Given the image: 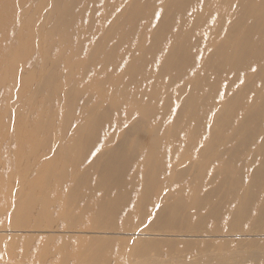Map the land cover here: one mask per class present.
<instances>
[{
	"label": "bare ground",
	"instance_id": "bare-ground-1",
	"mask_svg": "<svg viewBox=\"0 0 264 264\" xmlns=\"http://www.w3.org/2000/svg\"><path fill=\"white\" fill-rule=\"evenodd\" d=\"M262 62L264 0H0V191L16 184L12 192H0V264L102 260L113 239L24 233L99 231L91 219L114 214L117 207L124 218L136 210L135 220L157 217L176 227L187 217L202 221L217 216L223 225L235 221L239 225L220 229L221 236L234 235L247 253L258 251L255 244L264 245ZM232 73L237 74L233 83ZM56 82L64 95L52 86ZM45 90L46 96H39ZM104 106H110L108 111L99 113ZM170 110L169 128L176 113L196 124V138L176 132L180 148L189 151L188 161H209L207 173L221 170L222 184L232 197L229 203L216 205L208 194L205 198L212 204L201 214L206 205L202 183L177 178L173 165L182 163L180 157L167 160L164 168L156 161V177L138 187L136 173L143 175L140 168L147 155L133 162L132 156L108 146L111 128L125 115L126 122L144 117L153 122L143 127L147 146L168 148L173 141L164 139L167 131L159 133L157 122L159 113L168 116ZM107 113L113 118L110 124L103 123ZM103 128L104 140L92 152ZM89 141L91 149L82 153ZM225 148L231 153L229 161L220 153ZM121 158L129 162L124 177ZM89 169L101 172L110 200L102 203L97 197L72 210L81 194L71 185L82 188ZM148 194L149 204L140 211V201ZM168 199H175L174 205L160 210ZM146 231L152 238L134 241L113 264H165L163 254L168 259L170 252L163 249L175 239ZM51 243L57 247L50 249ZM207 244L197 264H230L229 252L239 250H225V240ZM153 247L162 254L150 255ZM188 262L182 259L180 264H192ZM257 264H264V255L257 257Z\"/></svg>",
	"mask_w": 264,
	"mask_h": 264
},
{
	"label": "rangeland",
	"instance_id": "rangeland-1",
	"mask_svg": "<svg viewBox=\"0 0 264 264\" xmlns=\"http://www.w3.org/2000/svg\"><path fill=\"white\" fill-rule=\"evenodd\" d=\"M43 13H44L43 15L46 14V9ZM262 63L264 64V62H262ZM225 76L226 75H224L223 77H225ZM229 78L231 79V81L233 83L237 78V74L232 73L229 75ZM259 78L260 77L258 75L255 76L256 81H258ZM57 82L60 83L59 79ZM57 82L52 86L54 87V89L56 90L57 93H62L64 95L65 90L62 92L61 87H60L61 84H57ZM225 84L226 83H222V85H225ZM236 86H237V84L235 85V87ZM118 90H121L119 92V94H120L122 92V89L118 88ZM47 93H48V90L47 91L45 90L43 92V94L40 93L39 96L42 95L41 97H45ZM197 96H203V95H202V93H198ZM184 97L185 96H182V99ZM85 99H86V96H84L79 101L78 106L75 108V110H76L75 112L81 110L82 104H83ZM52 101L53 100L51 99L50 103H52ZM200 103H201V101H200ZM200 103L198 104V106H200ZM47 105H49V103ZM201 106H202V104H201ZM109 107L110 106H108V107L106 106L105 108L101 107L98 110V112L102 114V113H104V111H102V110H105L107 108L106 110L108 111ZM111 109H112L113 113H116L115 109H113V108H111ZM164 112L165 111L163 110V113ZM163 113L158 114L159 118H160V116H162V117H161V120H159V118H158L157 125L159 123H161V124H159V129H160V131L158 130L159 133H164L167 131L166 132L167 138H164V139L166 141H173L168 148L151 149V147L147 146V140L145 138H143V132H145L143 127H145L146 125H147L146 127H148L149 125L153 124V122L148 121L146 117L140 118L143 120L134 119L135 121L132 120V122L131 121L126 122L127 120L125 119V115H122L121 119L118 122H116L117 127L111 128V130L109 132V140H110L111 144H109L108 146H112V147H110V149H117L120 154L126 153L127 155L132 156L131 158H134L132 160L133 162L139 161L140 157L143 154L147 155L144 158L145 159L148 158V159L144 163V166H142L140 168V170H143V175L140 174L139 172L136 173V178L138 180H140V182H141V184L138 187L143 186L145 181L147 184L154 177H156L155 172L160 171L159 169L155 170V168H154L156 161H158L157 163L162 164L163 168H164L167 160L170 159L171 161H175V159L177 157H180L181 161L183 159L182 163H184V162H187V163L186 164L181 163L182 165L180 164V165H176V166L173 165V168H174V171L177 175V178L184 179L183 181H186V182L188 179H190V180H192L190 182L202 183L203 195H202L201 200L204 199L203 201L205 203H203V204H206V205L204 207V210H202L201 214H203L204 211L208 210L212 203H216V205H217V203H219L221 205L229 203V201L231 200L232 197L231 196L229 197V191H230L229 188L222 184V182H223L222 179H223L224 175H222V173H220L221 170L214 169V171L210 172V174L207 173V172H209L208 168L211 165V163L209 164V161H207L206 163H203L202 160H200V159L196 160V158L195 159L191 158V160L188 161L190 158H188L186 156H189V151H187V152L185 150L182 151L180 148V138L177 136L178 135L181 136V133H184V134L189 135L190 138H194V137L196 138L198 135L197 131L194 128L195 127L194 125H196V124L194 122H190L186 117H182L181 115L176 113L174 115V117H175L174 118V120H175L174 126H172L173 125L172 124L170 127L172 130H170V128L168 127V125H169L168 119H169V115H170V113H172V111L171 110L169 111L168 116L163 115ZM109 114L107 113V115L109 116V119L107 116L105 118L106 120L103 123H105V124L109 123L110 124V122L113 120V118H111V116ZM111 115H112V113H111ZM135 118H138V117H135ZM108 120H109V122H108ZM200 122H202V120H200ZM146 123H148V124H146ZM112 124H114V122H112L111 125ZM69 125L70 124H68V127H69ZM103 131H104V128L102 129V131L100 133L99 141H98L96 147L92 150V152L95 149H97L99 147L98 145H100L103 142V140H104V132ZM146 131H147V129H146ZM176 132L178 135L176 134ZM56 133H57V131H54V134H56ZM70 133H71V130L69 131L67 138L70 135ZM80 137L81 136H79L78 139ZM67 138H66V141H67ZM57 145L53 148V151H56ZM91 146H92L91 141H89L86 144V147L83 149L82 153L83 152L88 153L89 150L91 149ZM227 147H229V145ZM110 149L107 148V150H110ZM220 150H221L220 153L224 156L223 159L226 160V158H227V160L229 161L230 154H231L229 148L220 149ZM204 154H206V151ZM204 154H202V155H204ZM205 157L208 159L210 158L208 155H205ZM154 159H155V161H154ZM119 162L121 163V166H122L120 174L122 177H124V175L128 171L129 162H128L127 158L126 159L121 158L119 160ZM147 164H148V167H147ZM153 168H154V170L152 171ZM165 170L166 169H162V174H165V172H164ZM14 173H13V175H14ZM84 174H85L86 182L81 183V184H84L82 188H77L76 186H74L75 182L71 185L72 189H75V190L77 189L78 192H80V194H81L80 198H83L81 200L80 198H78L79 196L77 197V201H79V200L80 201L78 204L73 205L72 210L75 209V206H77V205H82L83 203H86V202L92 203L97 197H99L100 202H102V203H106V202H108V200H110L107 197L108 192H106L108 187L105 186V184H106L105 178L102 176L101 172L93 171V170L89 169V170H86ZM82 175L83 174L78 175L77 180H80ZM128 175H127L126 179L128 178ZM7 176H8V174H7ZM207 176H208V179L206 178ZM89 180H90V182H89ZM146 184H145V186H146ZM205 185H206V187H205ZM9 186L10 187H8V185H7L0 192L5 193L7 190V192L9 193V192H12V190L16 188L15 187L16 184L13 182ZM51 186H53V184ZM68 186H69V181L62 187L63 188L62 190H64ZM145 186H144V188H145ZM105 193H106V196H105ZM208 194L210 196H212V198H213L212 201H214V202L210 203L211 200H206L205 197ZM150 197H151V195L148 194V196L145 199L140 201L142 203L141 208H139L140 211H143L145 209V206H144L145 204L146 205L149 204V200L151 199ZM228 197H229V199H228ZM110 198H114V197L110 196ZM123 198H124V196H120L119 198H114V199L120 200ZM137 199L139 201L138 196H137ZM131 201L134 202L135 199L131 198ZM151 202H152V200H151ZM174 203H175V199H168V200L162 202L161 206L159 208L161 210L164 208L172 207L174 205ZM52 209H53V207L50 208V211ZM78 209H79V207H78ZM115 211L116 212L114 214L105 215V216L103 215L102 217L97 215L98 219H97V217L92 218V219L90 218L91 220H94L93 222L95 223V226L98 225L99 226L98 228L99 229L101 228L99 231L96 229L97 230V231L95 230L96 232L94 230L93 231L81 230V231H77V232L76 231H74V232L73 231H71V232H67V231L66 232L65 231H63V232H55V231L54 232H43V234L39 233V232L38 233L37 232L36 233L26 232L24 234L30 233V234H33L34 236L35 235L66 236V237L69 236V238L73 237V236H75V237L85 236L87 238H92L93 236L94 237L100 236V237H104V238L113 239V243L110 246V249L104 251V256H103L104 259L103 258H102V260H99V259L95 260L94 259L92 264H98L99 262H100V264H113V261L114 260L116 261V259L119 258V255H121L122 253L128 252V250L131 249L132 245L134 244L133 243L134 241L136 242V244H140L142 241H144V240L149 241L148 238H152V236H148L150 234L147 233L146 230L154 231V233L157 235H164V237L166 236L164 239H167V238L168 239H175V241L173 242V244L170 247H165L163 249L164 251H167V249H168V251L170 252V254H168L169 255L168 259H167V257H165V254H163L162 260H164L165 264H180L182 259L189 260V262L192 261V264H197L199 253L201 250H203V248L206 247V243H208L207 244L208 246L213 247L214 244L215 245L217 243L219 244L220 242H222L224 240H225V248H226L225 250H228V248L239 249L238 252L235 250L232 252L231 251L229 252L231 254L228 257L232 261L230 264H239V263L240 264H257V257L264 255V245L258 246L259 243L255 244V246L258 248V251L254 252V253H247L245 251L246 245L243 246L239 241L234 240V237H232L234 235H230L228 233L227 235L224 234V236H221L222 234L220 233V231H221L220 229L227 227L229 230L230 227H235V226L239 225V223H237L235 221L229 222L227 225H223L221 220H219L217 218V216H209V218H205V220H202V221H198V219L197 218L194 219V217L192 219H189L187 217L188 221L185 220L180 227H176L175 225L169 224L166 221L159 220L157 217H155L153 219H149L147 217H143V218L138 217L139 221L135 220L134 214L136 213V210H132V211L129 210V213L125 218L119 214V212L121 211V208L117 207V208H115ZM74 212H76V211H74ZM90 212L92 213L93 211H90ZM75 216L78 217V214ZM81 217L82 216H79L78 218H81ZM85 217H88V216H85ZM54 219H58L56 215L54 216ZM90 219H88V222L90 221ZM56 222H61V221H56ZM209 227L213 228V230L211 232H209V230L207 229ZM256 227H257V225H256ZM0 233H4V232H0ZM11 234H13V233H11ZM177 234H184L185 236L183 235V236L177 237L176 236ZM235 238L239 239V237H235ZM155 239H153V240H155ZM228 240L235 242L236 245L231 246L230 241H228ZM49 246H51V247H49L50 249H54L57 247V244L51 243ZM71 247H72V245H70V243L68 244L67 247H65V249H66L65 254H67L68 259L70 258L69 256L72 255V253H71L72 248ZM120 247H121V249H120ZM150 249H151L150 255H152V256H159L162 254L159 252L160 248H158V247H153ZM92 253L95 255L97 252H92ZM173 254L176 257L174 256L172 258ZM105 256H107V257L105 258ZM110 256H111V258H110ZM92 258H94V257H92ZM262 258L263 257H261L260 260ZM235 260H240V261H235ZM90 262H92V261H90ZM70 264H72V263H70Z\"/></svg>",
	"mask_w": 264,
	"mask_h": 264
},
{
	"label": "snow or ice",
	"instance_id": "snow-or-ice-1",
	"mask_svg": "<svg viewBox=\"0 0 264 264\" xmlns=\"http://www.w3.org/2000/svg\"><path fill=\"white\" fill-rule=\"evenodd\" d=\"M156 16H157V19H159L160 14L157 13ZM252 70H253V71H256V69H254V68H253Z\"/></svg>",
	"mask_w": 264,
	"mask_h": 264
}]
</instances>
